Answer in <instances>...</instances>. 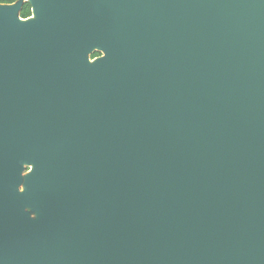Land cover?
Returning <instances> with one entry per match:
<instances>
[{
    "label": "water",
    "instance_id": "obj_1",
    "mask_svg": "<svg viewBox=\"0 0 264 264\" xmlns=\"http://www.w3.org/2000/svg\"><path fill=\"white\" fill-rule=\"evenodd\" d=\"M25 1L0 3V264H264V0Z\"/></svg>",
    "mask_w": 264,
    "mask_h": 264
},
{
    "label": "flooded vegetation",
    "instance_id": "obj_2",
    "mask_svg": "<svg viewBox=\"0 0 264 264\" xmlns=\"http://www.w3.org/2000/svg\"><path fill=\"white\" fill-rule=\"evenodd\" d=\"M31 16V14H30ZM29 17V16H28ZM101 34L103 38V29H104V24H103V12L101 13ZM153 28L149 31H151V34L153 35V39L151 41V44L153 43L154 46L159 47L160 46V32H161V27L158 21L152 25ZM95 44L93 45L91 51L89 52V61L92 62L96 58H100L104 54V50L101 48H94Z\"/></svg>",
    "mask_w": 264,
    "mask_h": 264
},
{
    "label": "trees",
    "instance_id": "obj_3",
    "mask_svg": "<svg viewBox=\"0 0 264 264\" xmlns=\"http://www.w3.org/2000/svg\"><path fill=\"white\" fill-rule=\"evenodd\" d=\"M16 1L17 0H11L10 3H14ZM30 14H31V6H30L29 2L23 0L22 7H21V9L19 11V16L21 18H27L28 16H30Z\"/></svg>",
    "mask_w": 264,
    "mask_h": 264
},
{
    "label": "bare ground",
    "instance_id": "obj_4",
    "mask_svg": "<svg viewBox=\"0 0 264 264\" xmlns=\"http://www.w3.org/2000/svg\"><path fill=\"white\" fill-rule=\"evenodd\" d=\"M42 16H39L37 14H35L34 12L31 14V16H29L28 18H26L25 21H29V20H33V21H36L38 18H41ZM94 48H99L98 44H95ZM104 56V54H103ZM100 58H103V57H100ZM97 60V58H96ZM33 165H31V171L33 170Z\"/></svg>",
    "mask_w": 264,
    "mask_h": 264
},
{
    "label": "rangeland",
    "instance_id": "obj_5",
    "mask_svg": "<svg viewBox=\"0 0 264 264\" xmlns=\"http://www.w3.org/2000/svg\"><path fill=\"white\" fill-rule=\"evenodd\" d=\"M31 165L32 164H29L28 162H24L22 174L28 173L29 169H31Z\"/></svg>",
    "mask_w": 264,
    "mask_h": 264
},
{
    "label": "clouds",
    "instance_id": "obj_6",
    "mask_svg": "<svg viewBox=\"0 0 264 264\" xmlns=\"http://www.w3.org/2000/svg\"><path fill=\"white\" fill-rule=\"evenodd\" d=\"M11 0H0V3H10Z\"/></svg>",
    "mask_w": 264,
    "mask_h": 264
}]
</instances>
